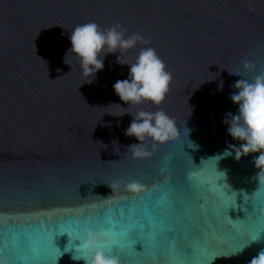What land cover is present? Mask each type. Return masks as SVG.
<instances>
[{
	"label": "water",
	"instance_id": "1",
	"mask_svg": "<svg viewBox=\"0 0 264 264\" xmlns=\"http://www.w3.org/2000/svg\"><path fill=\"white\" fill-rule=\"evenodd\" d=\"M88 22L150 41L121 59L156 51L172 74L161 104L120 100L113 84L129 66L119 50L85 82L68 51ZM229 72L264 73V0H0V264H85L59 233L78 247L85 229L109 222L144 241L113 250L120 264H248L264 249V185L259 153L223 155L241 143L223 123L238 114L230 94L241 77ZM160 109L177 137L155 150L146 141L152 155L133 158V115L109 113ZM130 179L144 191H125Z\"/></svg>",
	"mask_w": 264,
	"mask_h": 264
},
{
	"label": "clouds",
	"instance_id": "2",
	"mask_svg": "<svg viewBox=\"0 0 264 264\" xmlns=\"http://www.w3.org/2000/svg\"><path fill=\"white\" fill-rule=\"evenodd\" d=\"M126 33L127 29L120 24L108 28H101L95 22L77 25L70 34L71 48L68 52L77 55L82 74L90 77L85 82L91 83L95 74L104 68L103 57L119 50L121 56L117 57L116 62L129 66L128 78L117 80L113 84L120 100L129 107L145 101L159 105L169 91L172 74L166 70L164 62L152 47L141 48L134 63L128 64L122 61L123 52L135 47L138 42L150 44V41L145 40L139 33L127 36ZM244 67L249 69L253 65L246 62ZM229 73L241 77L232 85L237 91L230 94L233 104L238 105V114L226 112L223 123L227 125L228 135L241 143L238 147L229 145L223 155L230 156L234 152L235 159L239 160L250 153H259L253 159L255 167L259 169L254 177L259 185H264V73L257 75L252 81L238 73ZM218 89L223 90V81L218 85ZM115 105L122 107L119 103ZM126 113L133 115L134 119L125 130V135L134 136L139 141L126 146L133 158H148L152 155L146 141H150L151 148L155 150L159 144L175 139L178 135L175 120L162 109L155 112L140 110L135 114L128 111L119 115L109 114L123 116ZM110 187L113 190L115 185ZM124 188L125 191L134 194L144 191V185L135 179L126 181ZM109 240L110 237L107 235L102 236L100 232L88 231L78 245L83 254L72 258L77 261L83 260L85 264H120L119 256L111 254V249L108 247ZM259 240L260 237L252 242ZM242 251L243 249H240L233 255ZM248 264H264V249L252 257Z\"/></svg>",
	"mask_w": 264,
	"mask_h": 264
},
{
	"label": "snow or ice",
	"instance_id": "3",
	"mask_svg": "<svg viewBox=\"0 0 264 264\" xmlns=\"http://www.w3.org/2000/svg\"><path fill=\"white\" fill-rule=\"evenodd\" d=\"M139 198V197H137ZM86 231H97L102 234V236L107 235L110 237V240L108 242V247L111 249V252L113 250H116L119 253H123L125 249H132L135 245L138 243H143L144 241L142 239H138L133 235V226L129 225L127 229H121L117 226H114L111 222H109L106 226L101 227L99 229H85ZM64 233H67L70 237L69 243L67 247L63 250L64 252H68L71 249L75 248V252L73 254V257H79L80 255H77L75 253H80L79 248L73 243V237L68 232L59 233V235H62ZM58 235V234H57ZM258 237H252L253 240L257 239ZM80 240L79 237H76L75 240ZM59 251H61L59 248H57ZM63 253V252H62Z\"/></svg>",
	"mask_w": 264,
	"mask_h": 264
}]
</instances>
